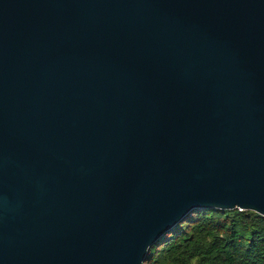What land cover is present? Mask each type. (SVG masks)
<instances>
[{
    "label": "water",
    "instance_id": "1",
    "mask_svg": "<svg viewBox=\"0 0 264 264\" xmlns=\"http://www.w3.org/2000/svg\"><path fill=\"white\" fill-rule=\"evenodd\" d=\"M198 209L264 218V0H0V264H145Z\"/></svg>",
    "mask_w": 264,
    "mask_h": 264
},
{
    "label": "trees",
    "instance_id": "2",
    "mask_svg": "<svg viewBox=\"0 0 264 264\" xmlns=\"http://www.w3.org/2000/svg\"><path fill=\"white\" fill-rule=\"evenodd\" d=\"M145 264H264V218L198 209L149 250Z\"/></svg>",
    "mask_w": 264,
    "mask_h": 264
},
{
    "label": "built area",
    "instance_id": "3",
    "mask_svg": "<svg viewBox=\"0 0 264 264\" xmlns=\"http://www.w3.org/2000/svg\"><path fill=\"white\" fill-rule=\"evenodd\" d=\"M241 211V210H240Z\"/></svg>",
    "mask_w": 264,
    "mask_h": 264
}]
</instances>
